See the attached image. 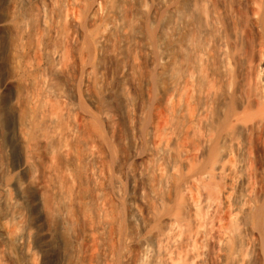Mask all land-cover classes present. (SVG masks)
<instances>
[{"label":"bare ground","instance_id":"obj_1","mask_svg":"<svg viewBox=\"0 0 264 264\" xmlns=\"http://www.w3.org/2000/svg\"><path fill=\"white\" fill-rule=\"evenodd\" d=\"M264 264V0H0V264Z\"/></svg>","mask_w":264,"mask_h":264},{"label":"rangeland","instance_id":"obj_2","mask_svg":"<svg viewBox=\"0 0 264 264\" xmlns=\"http://www.w3.org/2000/svg\"><path fill=\"white\" fill-rule=\"evenodd\" d=\"M212 264H216V263L213 262Z\"/></svg>","mask_w":264,"mask_h":264}]
</instances>
